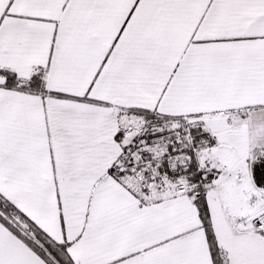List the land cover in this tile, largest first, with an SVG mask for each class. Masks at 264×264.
Returning <instances> with one entry per match:
<instances>
[{
  "label": "snow or ice",
  "instance_id": "6c2138e0",
  "mask_svg": "<svg viewBox=\"0 0 264 264\" xmlns=\"http://www.w3.org/2000/svg\"><path fill=\"white\" fill-rule=\"evenodd\" d=\"M0 264H264V0H0Z\"/></svg>",
  "mask_w": 264,
  "mask_h": 264
}]
</instances>
